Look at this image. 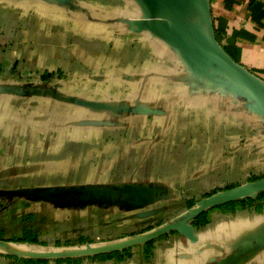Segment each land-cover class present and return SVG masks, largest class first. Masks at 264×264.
<instances>
[{
  "label": "crops",
  "instance_id": "crops-1",
  "mask_svg": "<svg viewBox=\"0 0 264 264\" xmlns=\"http://www.w3.org/2000/svg\"><path fill=\"white\" fill-rule=\"evenodd\" d=\"M207 1L211 29L198 3L183 24L201 22L264 83V0ZM143 17L138 0H0V228L27 224L46 242L3 243L0 264H215L241 248L234 264H264V201L210 209L193 224L196 243L149 238L189 201L246 186L238 164L263 169V135L247 134L264 128V97L203 44L185 36L180 48L137 26ZM51 225L73 236L51 245L39 231ZM79 235L90 241L56 245ZM87 246L99 252L75 253Z\"/></svg>",
  "mask_w": 264,
  "mask_h": 264
},
{
  "label": "water",
  "instance_id": "water-1",
  "mask_svg": "<svg viewBox=\"0 0 264 264\" xmlns=\"http://www.w3.org/2000/svg\"><path fill=\"white\" fill-rule=\"evenodd\" d=\"M54 1V0H53ZM142 6L145 17L136 23L137 26L143 27L151 33L174 42L180 48H183L185 36L203 44L210 50L214 61L228 70L235 82L245 86L249 92L258 98L264 97V83L250 74L243 66L236 63L230 55L220 46L216 38L210 34H204L201 31L202 23L199 22L196 28L183 24L182 20L186 14L192 10L198 3L203 8L204 22L210 29V11L207 0H138ZM264 192V178L257 182L246 185L240 189L220 193L209 198L203 199L194 208L188 211L183 217L174 220L167 226L156 230L150 235V240L157 239L168 233L176 232L185 237L190 242L196 243L198 236L195 233L193 221L204 212L220 206L224 203L232 202L236 199L252 197L256 198L259 193ZM0 245L3 243L0 242ZM248 249L241 248L233 254L221 252L222 257L215 264H234L238 258L243 256ZM99 252V249L87 246L76 254L88 255ZM66 252L61 250L47 252H32L30 255L35 258H54L65 255Z\"/></svg>",
  "mask_w": 264,
  "mask_h": 264
},
{
  "label": "trees",
  "instance_id": "trees-1",
  "mask_svg": "<svg viewBox=\"0 0 264 264\" xmlns=\"http://www.w3.org/2000/svg\"><path fill=\"white\" fill-rule=\"evenodd\" d=\"M264 176H255L252 175L248 178L247 180V185H251L255 182H257L258 180L263 179ZM236 186L231 185V186H227L226 189H228V191H231L235 188ZM238 187V186H237ZM219 191H215V193H218ZM264 201V192H261L258 194V196L256 198H252V197H246V198H241V199H236L232 202H228V203H224L220 206H217L218 208H226V209H237L238 207L241 206H256L257 209H260L262 204H256V203H261ZM197 205V201L191 200L188 202V206L190 208L194 207ZM215 207V208H217ZM209 211V210H208ZM204 212L203 214H201L199 217H197L194 221L193 224L195 226H199V225H204L207 223V212ZM31 219H33V215H28L25 216L22 220L24 222V224L27 221H31ZM27 225V224H26ZM24 225L22 228V232L17 235V234H7V232L0 228V242L1 243H20V244H41V245H46V242H43L40 240L39 234L34 230V228L30 225ZM90 240L88 237L83 236V235H79L77 237V239L75 240H67V241H57L56 245L63 247V246H74V245H83L88 243ZM122 254H116V256H121ZM10 258L12 260H19L22 261L24 264H33L38 263L40 261H36V260H29V259H20L18 257H16L15 255H9ZM67 262L70 263H74V264H78L80 262V259H76V260H70L69 258H64ZM65 260H62V262H65ZM61 262V261H60Z\"/></svg>",
  "mask_w": 264,
  "mask_h": 264
},
{
  "label": "rangeland",
  "instance_id": "rangeland-1",
  "mask_svg": "<svg viewBox=\"0 0 264 264\" xmlns=\"http://www.w3.org/2000/svg\"><path fill=\"white\" fill-rule=\"evenodd\" d=\"M142 19H144V17L142 18ZM55 83H57V82H55ZM59 84V83H58ZM253 127L255 128H257L258 129V131H259V134L261 133L262 135H263V139H264V128H262V126H258V124H256L255 122H254V126H252V124L249 126V131H248V134H247V137H249V136H252V135H255V133H254V130H253ZM263 165H264V162H263ZM248 171H245V170H241L240 168H239V164H238V167H237V171L232 175L233 177H234V180L235 179H237L238 180V182H242L243 183V185L244 184H246L245 182H246V178H248V176L249 175H255V176H264V167H263V169H261V170H256V169H253L252 171H250V172H248ZM245 175V176H244ZM227 179V178H226ZM49 225V224H48ZM53 227H52V225H51V227L50 226H43L39 231L42 233L43 231L44 232H48L47 234H45L44 236H43V238L45 239V240H47V242L48 243H50L51 245L54 243V241L55 240H57V239H65V238H67V237H69V236H73L72 235V233L70 232V229H68V228H64V227H62L65 231L63 232V234L61 233H57V231L59 230L60 231V229H62V228H54V231H51V229H52ZM47 229H48V231H47ZM73 230H75L74 228H73ZM69 232V233H68ZM17 233V231L14 233V232H12L10 235H13V234H16ZM57 233V234H56ZM53 247V246H52ZM10 249V248H9ZM9 249H6V250H9ZM60 249H62V248H60ZM12 250V249H11ZM68 250V249H67ZM66 249H63L62 251H67Z\"/></svg>",
  "mask_w": 264,
  "mask_h": 264
}]
</instances>
